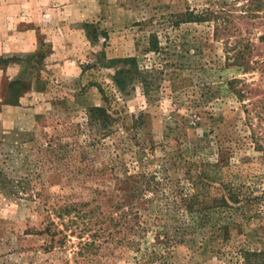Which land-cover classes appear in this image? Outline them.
<instances>
[{
    "label": "rangeland",
    "instance_id": "rangeland-1",
    "mask_svg": "<svg viewBox=\"0 0 264 264\" xmlns=\"http://www.w3.org/2000/svg\"><path fill=\"white\" fill-rule=\"evenodd\" d=\"M251 1L0 0V169L13 181L10 186L18 187L17 195L0 190V264H86L77 255L76 236L68 238L61 248L44 250L48 241L42 233L45 214L38 205L39 198L29 197L34 192L41 195L40 199L87 201L86 187L111 189L109 183L89 182L84 186L82 176L68 174L65 166L50 169L47 160V138L75 128L86 108H108L117 119L113 135L103 141L109 151L121 155L134 135L139 143L153 146L154 151L146 156L150 171L165 155L172 156L176 147L191 153L193 148L204 146L200 157L213 160L216 135H223L226 141L244 135L243 105L264 95V73L218 70L227 64L226 51L232 53L239 31L256 43L259 56L252 61L264 58V42L257 40L264 36V0H259L260 19L241 18ZM188 9L211 11L212 19L225 24L227 31L215 37L214 21L171 27L172 17L181 18ZM89 26L99 31L95 44L88 36ZM152 32L158 34L161 46L167 47L165 55L147 52V38ZM100 51L108 59L135 56L147 67L172 61L190 66L194 73L184 70L176 82L165 81L159 92L149 97L136 87L129 97L122 98L111 82V71L92 67ZM196 66L203 70L196 71ZM233 76L253 83V95L238 101L225 92L224 79ZM200 78H205L213 93L204 86L192 87ZM15 81L30 85V89L9 105L7 102L14 99L10 84ZM93 85L104 90L107 101ZM194 88L196 94H191ZM134 117L141 122L136 131ZM229 146L233 185L250 187L254 195L264 199V152L247 143ZM107 157L104 153L99 163ZM168 174L173 179L181 176L175 168ZM152 210L157 211V207ZM206 217L205 223L181 217L190 226L183 242L168 252L169 262L242 264L237 257L239 249L264 250V201L241 212L213 210ZM165 223V230L170 232L172 222ZM218 226L221 229L214 232ZM161 241L149 232L140 243L139 253L125 254H112L104 245L88 264H143L145 254L150 255Z\"/></svg>",
    "mask_w": 264,
    "mask_h": 264
},
{
    "label": "trees",
    "instance_id": "trees-1",
    "mask_svg": "<svg viewBox=\"0 0 264 264\" xmlns=\"http://www.w3.org/2000/svg\"><path fill=\"white\" fill-rule=\"evenodd\" d=\"M260 3L262 2L259 0L248 3V9L243 10L245 17L241 18L260 19L257 14L261 8ZM212 16L213 13L208 10L195 12L188 9L181 18L172 17L170 25L175 28L183 23L202 24L214 21L217 23L214 36L218 37V33L227 31V28L225 24L218 23L217 18L212 19ZM89 27L88 36L92 44H95L99 31L93 26ZM102 34L106 37L105 33ZM257 40L264 42V36L258 37ZM256 50V43H253L249 36L245 37L240 31L237 32L232 53L226 51L227 64L218 72L232 68V71L240 74L256 70L263 74L264 58L252 61L254 57L259 56ZM147 52L156 55H165L167 52V47L161 46L156 32L148 35ZM92 67L111 71V82L122 98L129 97L136 87L141 89L145 97H149L158 93L165 81L174 83L184 70H191L190 66L177 65L172 61H165L159 67H147L135 56L108 59L104 51L96 54ZM194 68L199 72L203 70L202 67ZM224 80V91L231 93L236 100L244 101L246 97L253 95V83H246L235 76ZM178 81L181 82L180 79ZM205 81V78H200L197 83L191 81L192 87L204 86L208 92H212L211 85ZM93 86L98 89L104 101H107L104 90L99 85ZM10 89L14 99L7 103L13 105L21 94L29 91L30 85L15 81L10 84ZM191 94H196L195 88ZM243 108L244 135L239 139L227 140L228 142L223 135H216L213 142V160L200 157L204 146L193 148L191 153L176 147L173 155H165L153 171L146 166V162L150 160L146 156L148 152L154 151L153 146L139 143L134 135L130 140L131 144L121 149V155L109 151L103 141L113 135L117 119L108 108H86L82 121L75 124V128L69 127L67 133L50 135L47 138V160L51 164L50 169L58 170L59 167L65 166L68 174L82 176L84 186L89 182H97L109 183L112 187L109 190L86 187L88 192L85 196L89 198L87 201L64 200L61 197L40 199L39 193L30 194L31 200L39 198L38 205L45 214L42 233L48 241L44 250L50 252L57 246L61 248L68 238L76 236L79 240L77 255L82 258V262L88 264L92 262L90 257L97 255L104 245L109 251L112 250V254L114 251L119 254L132 251L139 253L141 241L151 232L162 238V241L152 249L150 255L148 252L145 254L143 264H175L168 261V252L183 242L184 232L190 226L185 224L181 217L189 216L193 223H198V220L205 223L204 219L213 210L228 209L241 212L246 207L261 205L263 196L254 195L250 187L240 184L234 186L229 178L231 143L240 147L247 143L256 151L264 152V95L253 102L249 100L244 103ZM140 124L139 117H134L133 130L136 131ZM226 143L228 145H225ZM205 144L209 146L208 141ZM104 153H108V157L99 163V158L104 157ZM125 156H128V159ZM172 168L179 170L181 176L174 179L169 176L168 171ZM12 182L0 169V190L7 189L10 194L17 195L18 187L10 186ZM207 201L210 203L207 204ZM153 207H157L158 212L152 210ZM162 212L165 214L161 215ZM153 213L156 215L151 217ZM146 216L150 219L147 220ZM169 221L172 222V230L167 232L165 222ZM220 229L218 226L214 232ZM237 257L242 264H264V250L251 251L241 248Z\"/></svg>",
    "mask_w": 264,
    "mask_h": 264
}]
</instances>
